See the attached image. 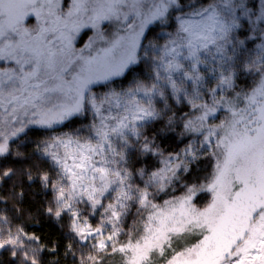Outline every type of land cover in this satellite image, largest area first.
<instances>
[{"label":"snow or ice","instance_id":"1","mask_svg":"<svg viewBox=\"0 0 264 264\" xmlns=\"http://www.w3.org/2000/svg\"><path fill=\"white\" fill-rule=\"evenodd\" d=\"M102 24L117 34L95 55H83L91 38L77 53L80 30L94 29L103 40ZM153 25L157 33L145 45ZM257 38V82L238 90V74L256 64ZM141 62L146 78L92 94V85ZM173 102L190 109L176 123L203 136L204 152L212 149L203 180L180 183L197 149L164 157L141 131L151 121L163 124ZM89 112L86 133L37 146L55 169L54 177H38L52 193L46 212L67 217L65 255L73 264L116 256L119 264H264V0H0V157L22 156L12 145L26 128L54 131ZM213 116L220 119L214 126ZM173 123L168 117L165 128ZM137 152L162 157V166H131ZM14 174L9 168L2 176ZM200 193L210 194L203 206ZM163 196L170 198L160 203ZM40 240L0 214V252L10 254V264H42L44 251L57 254L59 245Z\"/></svg>","mask_w":264,"mask_h":264},{"label":"trees","instance_id":"2","mask_svg":"<svg viewBox=\"0 0 264 264\" xmlns=\"http://www.w3.org/2000/svg\"><path fill=\"white\" fill-rule=\"evenodd\" d=\"M258 1L256 0L257 3ZM149 27L151 31L146 30L148 40L142 39V43L145 45L149 43V40H154V34L157 33L154 25ZM261 42L257 38L255 43L252 44L251 55L256 64L251 72L246 71L243 74H238V90L250 89L257 82L258 76L255 69L260 67L257 46ZM160 43H163V40ZM140 55H143L142 51ZM148 75L147 66L141 62L132 66L131 70L126 71L123 76L113 78L106 85H96L92 87V90L95 94L104 93L105 91L120 92L132 87L133 81L144 79ZM159 107L162 108L163 106L160 105ZM189 111L190 109L187 106L173 102L168 115L163 117V124L159 121H151L141 129L143 135L147 136L157 146L158 150L164 154V157L169 154L175 156L178 153L183 157L184 149L189 146H193L198 150V159L190 164L185 161L189 172L180 173L182 177L181 184L185 182L191 183L197 176L203 180V177L212 171L213 158L210 155L211 148H208L207 152L202 150L205 147L202 145L203 136L199 133L187 132L183 128V123H176V121H180L181 118L185 117ZM218 114L219 117L221 115L223 117L222 111ZM168 117H172L174 121L170 130L165 128ZM217 120L216 118H209L208 123L212 125ZM90 123H92V115L89 112L86 115L74 118L72 122H66L65 125L56 126L54 131L52 129L30 126L16 138L15 144L12 145L13 153L19 151L22 156L20 158L15 155L0 157V214L7 215L14 225L23 227L27 233L40 237V243L47 245L49 248L53 245H59L56 255H51L48 251H44L41 254L42 264H73V258L71 255H65V247L70 243L65 238L68 232L67 217L63 221H57L54 217H49L46 212L49 201L52 199V193L43 188L38 177L44 173L54 177L55 169L52 161L44 156L41 153L42 151H37V146L40 145L42 147L45 141H48L51 136L58 134V132H74L80 129L86 133ZM135 139L136 137H133V140ZM140 139L142 140L143 136ZM161 159L162 157L160 156L140 155L137 152L136 156H130L129 163L137 169L148 168L149 170H155L156 167L162 166ZM188 159L191 158L189 157ZM137 160L140 163H136ZM176 162L178 163L179 161ZM9 168L14 169L15 174L9 178L3 177L2 173ZM28 172H31L32 180L28 179ZM21 193L23 194L22 196L20 195ZM174 194L177 196L182 194L180 187L176 188ZM169 198L163 196L159 202L162 203L163 199ZM209 198L208 193H200L196 200L197 205L203 206L208 202ZM131 222V219H129L128 223L131 224ZM11 260L12 257L8 252H0V264H10ZM78 260L79 252H77ZM105 264H119V256L106 260Z\"/></svg>","mask_w":264,"mask_h":264},{"label":"rangeland","instance_id":"3","mask_svg":"<svg viewBox=\"0 0 264 264\" xmlns=\"http://www.w3.org/2000/svg\"><path fill=\"white\" fill-rule=\"evenodd\" d=\"M61 3L63 5L64 0H61ZM69 3H70V0H69ZM33 22H34V20H33ZM100 30L104 34V39L103 40L99 39L96 36V30L91 29V28H82L80 30V32L76 35L75 40L73 41L74 50L77 53H80V50L81 49H85V45L90 43V38H91L92 40H95V43L93 44L92 48L85 49L84 52H83V55L84 56H88L90 54L91 55H95V49H98V48H101V47H105L106 45H105L104 41L113 38V35L117 34V28L115 26H113V25H107L106 26L105 24H102ZM118 34L119 35H124L123 31H120ZM96 85H99V84L92 85L91 86V90H92V87H94ZM109 92H111V91H105L104 93L95 94L94 91L92 90V94H95V95H98V96H103V95H105L106 93H109ZM218 113L219 112L216 113V116H219ZM216 116H213V117H210V118H216ZM220 119H223L222 115L220 116ZM220 119H218L217 121L212 123V125L214 126L215 124H218L220 122ZM64 133H72V132H69V131L63 132V133L62 132H58V134H54V136L63 135ZM212 143L213 144L215 143V138H213ZM211 151H212V149H211ZM213 162L214 161H212V164H213ZM209 196H210V194H209ZM90 222L93 223V225L95 224V222H92V221H90Z\"/></svg>","mask_w":264,"mask_h":264}]
</instances>
